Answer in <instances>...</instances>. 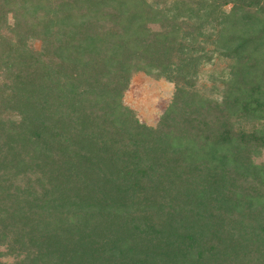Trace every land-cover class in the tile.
I'll return each instance as SVG.
<instances>
[{"label":"trees","instance_id":"16d2710c","mask_svg":"<svg viewBox=\"0 0 264 264\" xmlns=\"http://www.w3.org/2000/svg\"><path fill=\"white\" fill-rule=\"evenodd\" d=\"M0 264H264V0H0Z\"/></svg>","mask_w":264,"mask_h":264},{"label":"rangeland","instance_id":"374dc122","mask_svg":"<svg viewBox=\"0 0 264 264\" xmlns=\"http://www.w3.org/2000/svg\"><path fill=\"white\" fill-rule=\"evenodd\" d=\"M33 46L37 49L39 43ZM173 85L165 80H154L143 73L133 76L123 102L134 110L137 118L148 126L155 125L171 102Z\"/></svg>","mask_w":264,"mask_h":264}]
</instances>
